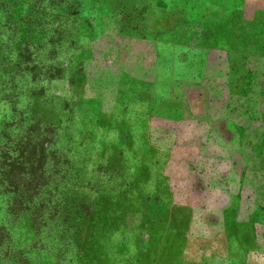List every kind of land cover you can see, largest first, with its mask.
<instances>
[{
	"label": "rangeland",
	"instance_id": "374dc122",
	"mask_svg": "<svg viewBox=\"0 0 264 264\" xmlns=\"http://www.w3.org/2000/svg\"><path fill=\"white\" fill-rule=\"evenodd\" d=\"M0 264H264V0H0Z\"/></svg>",
	"mask_w": 264,
	"mask_h": 264
}]
</instances>
